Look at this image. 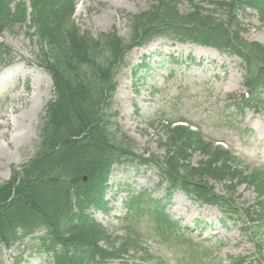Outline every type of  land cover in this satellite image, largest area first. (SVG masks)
Here are the masks:
<instances>
[{"label":"trees","instance_id":"16d2710c","mask_svg":"<svg viewBox=\"0 0 264 264\" xmlns=\"http://www.w3.org/2000/svg\"><path fill=\"white\" fill-rule=\"evenodd\" d=\"M179 1L155 0L147 11L133 16L129 20L131 35L125 41L115 34L100 35L97 40L80 35L64 21L71 1L31 0L41 65L51 75L54 98L45 108L34 157L21 173H14L7 182L0 181V245L19 247L26 238L35 240L38 236L34 235L43 232L41 251L53 254L54 264H105L126 252L124 248L109 251L100 246L110 247L109 238L88 211L104 205L105 183L114 165L136 161L132 146L122 141L125 136L117 134L107 112L114 76L133 46L164 35L235 53L248 62L251 71L259 68L257 78L246 82L247 88L253 92L256 87L264 89V47L240 46L232 16L233 9L244 12L251 7L264 21L263 1L229 0L227 4L225 0H211V4L227 7L232 19L229 23L215 18L212 10L192 5L194 0H185L193 11L182 15L177 8ZM23 18L24 12L11 13L8 0H0V31L3 24L22 23ZM256 96H252L254 102L264 104L259 93ZM242 104L248 105V101L242 100ZM168 133L165 155L162 159L152 156L151 161L158 164L169 190L197 191L206 203L225 209V214L229 206H235L231 197L234 186H226L229 196L220 197L210 182H248L258 197L264 198V171H255L247 180L231 169L235 159L220 149L210 152L198 135L182 129ZM195 151L208 157L197 168L191 165ZM83 177L87 178L85 183ZM140 199L147 203L139 195L137 200L131 198L129 206L136 207L131 201ZM257 208L256 215L264 222V200L257 202ZM241 215L250 217L249 212Z\"/></svg>","mask_w":264,"mask_h":264},{"label":"rangeland","instance_id":"374dc122","mask_svg":"<svg viewBox=\"0 0 264 264\" xmlns=\"http://www.w3.org/2000/svg\"><path fill=\"white\" fill-rule=\"evenodd\" d=\"M23 1L29 5L28 0ZM72 1L74 5L82 1V9L71 13L72 23L81 32L97 38L114 29L124 39L129 34L128 16L143 11L152 3V0ZM202 6L209 8L206 4ZM179 9L187 13L189 6L181 4ZM215 17L225 20V13L217 11ZM237 18L243 30L242 37L264 45V25L260 24L255 12L248 10L247 15L238 12ZM0 45L12 50V62L0 68V180H7L12 168L23 165L35 152L39 120L51 98V82L45 73L31 65L36 47L24 28L2 32ZM144 62L148 64L146 69L140 68ZM244 75L243 64L236 56L163 39L151 42L133 49L117 75L113 98V110L118 113L115 122L134 141L135 152L144 153L145 157L164 155L160 143L166 136L158 121L152 124L156 118L170 122L185 120L197 127L207 141L223 142L224 147L249 169L264 167V109H240L241 96L245 92ZM200 160L201 156L196 153L191 163L196 165ZM134 169V166L115 168L104 198L109 201L108 211L93 215L113 236H123L124 227L132 222L123 219L128 195L157 185V171L153 167L139 168L138 173ZM125 185L130 186L129 192L121 191L126 189ZM162 189L164 186L151 191L150 197L161 198ZM215 191L224 193L220 185H215ZM255 197L251 187L241 185L236 189L240 206L252 205ZM165 211L182 229H187L195 241H206L209 252L214 255L209 257V264H228L232 257L253 258L250 230L236 220L224 226L216 207L196 206L179 193L172 197ZM137 220L138 235L143 242L141 248L161 258L165 264L177 263L176 250L159 247L150 224L143 219ZM27 242L10 251L0 248V264H47L44 256L37 253V242ZM128 254L140 257L141 249L130 250ZM261 256L264 258V243Z\"/></svg>","mask_w":264,"mask_h":264}]
</instances>
